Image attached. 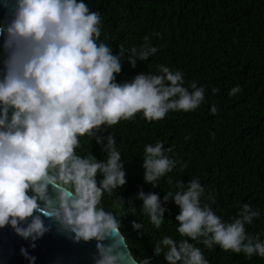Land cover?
Returning a JSON list of instances; mask_svg holds the SVG:
<instances>
[{"label": "clouds", "instance_id": "1", "mask_svg": "<svg viewBox=\"0 0 264 264\" xmlns=\"http://www.w3.org/2000/svg\"><path fill=\"white\" fill-rule=\"evenodd\" d=\"M7 16L0 22V228L10 226L24 239L35 241L49 230L42 217L75 241L94 239L93 264H151L128 251L120 232L119 216L101 206L126 183L121 152L115 137L97 135L139 113L147 121L169 111H191L205 100L204 87L195 81L184 85V73L164 64L157 71L140 72L118 82L121 58L129 65L147 61L158 48L148 35L140 45H119L115 54L100 40L101 17L85 0H4ZM159 37V33H153ZM218 91L212 88V92ZM241 91L236 84L231 97ZM215 104L209 113L215 115ZM215 138V133H209ZM95 139L104 159L89 152L79 155L80 138ZM188 137H185L187 139ZM171 147L161 141L146 143L142 152V178L153 187L161 177L186 164L169 156ZM100 179L97 180V175ZM173 190L158 193L139 190L136 198L148 222L160 229L165 205L178 207L176 232L154 241L153 254L166 264H210L200 247L264 258L262 233H249L245 225L261 216L249 203L223 219L211 207L215 196L205 192L198 177L187 182L172 178ZM207 202H204V201ZM113 204L123 205L115 199ZM135 212V208H131ZM133 228H141L133 222ZM186 237V238H185ZM110 240L105 244L103 241ZM193 241L195 243H192ZM35 247L34 244L31 245ZM21 253H27L21 248ZM31 261L35 257H30Z\"/></svg>", "mask_w": 264, "mask_h": 264}, {"label": "trees", "instance_id": "2", "mask_svg": "<svg viewBox=\"0 0 264 264\" xmlns=\"http://www.w3.org/2000/svg\"><path fill=\"white\" fill-rule=\"evenodd\" d=\"M90 11L101 17L100 40L109 44L113 53L119 45H140L148 35L158 51L147 61L131 67L126 55L121 58L118 82L140 72L157 71L158 64L184 73V85L195 81L204 87L205 100L195 110L169 111L164 118L147 121L139 113L130 120L97 133L111 134L126 173V183L112 195L104 194L101 206L120 215V231L128 241L134 257H150L151 264H166L163 255L153 254L154 241L164 235L179 239L175 215L178 207L165 205V220L155 229L141 210L136 193L155 192L160 197L173 190L167 183L177 179L187 182L198 177L205 192L215 196L211 207L223 219L236 214L247 202L261 212L249 233H262L264 239V0H85ZM159 33V37L153 35ZM239 84L241 91L231 97L228 91ZM212 88L218 89L215 93ZM217 113L211 115L209 106ZM215 133V138L209 136ZM185 137H188L185 139ZM161 141L171 147L169 156L186 164L177 165L161 177L158 186L142 178V152L146 143ZM79 155L89 152L104 159L95 139L80 138L75 149ZM101 177L98 174L97 180ZM118 199L123 205L116 206ZM204 202H207L206 200ZM131 208H135V212ZM133 222L141 228H133ZM186 238V237H185ZM195 243L193 241H190ZM210 264H264V258L224 251L218 246L205 249L197 244Z\"/></svg>", "mask_w": 264, "mask_h": 264}, {"label": "water", "instance_id": "3", "mask_svg": "<svg viewBox=\"0 0 264 264\" xmlns=\"http://www.w3.org/2000/svg\"><path fill=\"white\" fill-rule=\"evenodd\" d=\"M6 16L4 0H0V22H3ZM2 58L0 50V60ZM42 219L49 226V230L35 241L20 237L8 225L0 228V264H30V257H35L31 264H93L96 240L75 241L70 234L59 231L55 222L46 217ZM103 243L108 244L111 241L105 240ZM32 244L35 247H32ZM21 248L27 256L21 253ZM128 251L131 252L129 246ZM131 255L133 256L132 252Z\"/></svg>", "mask_w": 264, "mask_h": 264}]
</instances>
